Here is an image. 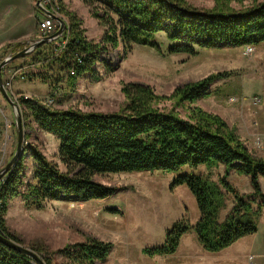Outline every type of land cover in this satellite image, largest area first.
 Returning a JSON list of instances; mask_svg holds the SVG:
<instances>
[{"label": "trees", "instance_id": "trees-1", "mask_svg": "<svg viewBox=\"0 0 264 264\" xmlns=\"http://www.w3.org/2000/svg\"><path fill=\"white\" fill-rule=\"evenodd\" d=\"M215 1L218 7L204 10L184 0H82L89 7L90 15L106 26L99 42L88 40L76 15L62 8L68 18L71 37L58 53L53 52L52 41L39 45L28 59L37 64V70L30 72L27 80L47 82L52 89L63 76L71 84L87 73L98 79L93 68L97 62H103L107 71L115 69L101 58L106 50L120 43L125 48L133 44L157 48L153 38L159 32L170 42L168 53L190 55L196 53L195 47H236L264 41V0H251L250 5L240 10H235L230 2L244 0ZM72 69L74 75L69 73ZM230 74V71H218L182 83L169 95L157 94L147 84L127 82L121 87L124 104L112 113L51 109L37 99L21 96V106L38 127L59 139L58 156L64 170L36 146L25 145L23 152L29 150L34 160V182L28 183L26 190L21 192L22 153L0 182V232L21 242L5 223L7 205L18 195L27 207L35 208H42L47 200L101 199L113 194L115 188L95 180L96 173L169 169L184 164L212 167L221 163L224 174L218 181L201 174L176 176L173 183L185 184L194 196L199 218L194 224L183 220L173 223L162 245L144 247L142 252L147 256L171 255L188 230H193L200 246L211 253L255 233L257 218L264 208L260 184V177L264 178V155L250 151L235 127L220 115L197 105H183L209 96L208 87ZM161 100L183 105L185 115L181 116L174 107L159 108ZM231 170L249 177V197L227 181ZM227 194L232 196L233 204L220 219ZM112 246L109 241L87 237L85 241L67 243L54 250L37 243L30 248L42 255L45 264H53L54 255L62 256L71 264H93L103 261ZM0 264L35 263L27 255L0 242Z\"/></svg>", "mask_w": 264, "mask_h": 264}, {"label": "rangeland", "instance_id": "rangeland-1", "mask_svg": "<svg viewBox=\"0 0 264 264\" xmlns=\"http://www.w3.org/2000/svg\"><path fill=\"white\" fill-rule=\"evenodd\" d=\"M184 1L204 10L219 5L215 0ZM251 2L232 1L230 6L240 10ZM57 3V13L65 22L63 32L68 39L71 37L69 22L62 8L76 15L88 40H101L106 26L90 15L89 7L82 0H60V3L57 0ZM33 11L32 0H0V42L18 34L13 33L18 25L15 21L17 15L21 16L20 30L23 33L33 30L34 22H37ZM39 16L40 14L36 17ZM153 39L158 44L157 48L144 44H133L130 48H125L120 43L116 48L106 50L101 58L115 69L107 71L103 62H97L93 68L99 75L98 79H93L92 74L87 73L71 84L63 76L57 87L51 89L47 82L16 77L12 81V87L17 94L27 93L40 102L53 97V103L49 106L51 109L75 108L112 113L124 104L125 97L121 92L124 83L140 82L151 86L157 94L169 95L182 83L199 80L218 71H230L228 77L219 79L208 87L211 92L209 96L183 105H197L220 115L235 127L250 151L256 155H264V41L249 45L253 48L250 54H244L245 45L195 47L196 53L190 55L168 53L167 45L170 42L163 32L157 33ZM2 53L0 51L2 59L8 55ZM19 59L9 63L6 68L15 66ZM17 94L15 95L19 98ZM256 96L260 97L259 102L255 100ZM183 105L161 100L157 106L163 109L174 107L175 111L184 116ZM21 107L25 127L22 153L25 145H34L64 170L58 156L57 136L40 129L28 111ZM15 147L12 109L0 95V169L12 157ZM23 165L21 192L26 190L28 183L34 182V160L29 150L24 153ZM182 174L207 175L218 181L224 174V165L219 163L217 166L206 167L204 164H184L169 169L96 173L94 179L114 187L113 194L87 201L47 200L42 208L27 207L22 196L18 195L7 205L5 223L19 237L20 243L29 248L31 244L37 243L54 250L67 243L85 241L87 237L111 242L113 246L108 256L93 264H264V208L257 218L255 233L240 237L219 252L205 251L198 243L195 232L188 230L182 235L173 254H143L142 248L163 244L166 232L173 223L183 220L194 224L199 218L195 198L187 186L173 183L176 176ZM226 179L240 193L249 197L251 186L247 175L231 170ZM260 184L264 193L263 177H260ZM256 203L253 204L254 207ZM232 204L233 198L227 194L220 219L225 217ZM38 255L42 258L41 254ZM52 263L71 264L60 255H54Z\"/></svg>", "mask_w": 264, "mask_h": 264}, {"label": "water", "instance_id": "water-1", "mask_svg": "<svg viewBox=\"0 0 264 264\" xmlns=\"http://www.w3.org/2000/svg\"><path fill=\"white\" fill-rule=\"evenodd\" d=\"M39 2H40V0H36L35 6L44 15H46L50 18H53L55 21H57L59 24L58 28L56 29V31H54L52 34H49L48 36H45L42 38L41 37L36 38V40L34 41V43L30 47L23 48L22 50H20L16 53H13L9 56L4 57L0 61V94L5 99V101L10 105V107L12 109L13 122H14L15 130H16L15 151H14L12 157L6 163V165L0 169V179L8 170L11 169L12 166H14L16 161L21 157L22 142L24 140V130H23L24 125L22 122V115H21V112H20V109L18 107L17 102L14 100L10 91L6 88V86L4 84V81H3L2 75H1L2 69L4 67H6L9 63H11L12 61H14L20 57L29 55L40 44H43V43L52 41L55 38H58L63 33V30L65 29L64 20L62 18H60L59 16L54 15L50 10L40 7ZM0 242L5 244L6 246H8L10 248H13L14 250H16L17 252H19L21 254L27 255L28 257L31 258V260L35 264H45V262L42 260V258L38 255L37 252H35L34 250H32L31 248H29L27 246L22 245L21 243L9 238L7 235L3 234L2 232H0Z\"/></svg>", "mask_w": 264, "mask_h": 264}, {"label": "crops", "instance_id": "crops-1", "mask_svg": "<svg viewBox=\"0 0 264 264\" xmlns=\"http://www.w3.org/2000/svg\"><path fill=\"white\" fill-rule=\"evenodd\" d=\"M32 1H33V5H34V11H33L34 19L37 20V22L36 21L34 22V25H35L34 29L23 33L22 30H20V28H22V26L20 24L21 16L20 15L19 16L17 15L16 18H15V21H16V23H18V25L15 26V30L13 31V33H18V34L13 35L12 37H10L8 39H4L3 41L0 42V51H1V53L3 52L2 54H6V55L8 54L7 56H9V55H11L13 53H16V52L22 50L23 48H26V45L29 42H32L33 41V43H34V41L36 40V38H39V37L42 38V37L48 36V35L43 34V32L40 30V28L38 26V22L42 18H44L45 15L41 11H39L38 8L35 6L36 0H32ZM1 2H3V0H1ZM38 14H40L39 18L36 17ZM57 27H58V23H57ZM49 42H51V41H49ZM46 43H48V42H46ZM34 50L29 55H26L27 57H25V56L20 57L19 63H17L15 66L10 67V68L4 67V69H2V72H1L2 79H3L4 82L5 81L6 82H9V85H7L6 88L10 91L11 94H14L15 95V94L18 93V92H16L13 89V87H12V81L16 77H19L20 79H22L19 75H14L11 78L12 72L16 68L26 65V63H30V60H28V59H29V56L34 52ZM22 80H25V79H22ZM25 94L28 95L27 93H25ZM17 95H22V93H19ZM28 96L30 98H33V96H30V95H28ZM19 109H20V107H19ZM6 124H8V120L6 121ZM23 129H25V127H23ZM15 133H16V130H15ZM8 149H9V146H8Z\"/></svg>", "mask_w": 264, "mask_h": 264}, {"label": "built area", "instance_id": "built-area-1", "mask_svg": "<svg viewBox=\"0 0 264 264\" xmlns=\"http://www.w3.org/2000/svg\"><path fill=\"white\" fill-rule=\"evenodd\" d=\"M39 6L42 8H46L48 10H50L54 15L58 16V3L57 0H40L39 2ZM57 21H55L53 18H50L48 16L45 15L44 18H42L39 22H38V26L40 28V30L43 32V34L45 35H49L52 34L54 31H56L57 27ZM59 25V24H58ZM69 39L66 35H64V32L58 37L52 40L53 42V52L54 53H58L60 52L62 49L65 48V46L67 45ZM32 42H29L26 47H30ZM253 48L249 45H246L244 47V54H250L252 52ZM78 58V57H77ZM4 69V68H3ZM37 70V64L34 63H26V65L21 66L16 68L12 74H11V78L14 75H19L22 79H26L27 75L30 72H35ZM71 75L74 74V70H70L69 72ZM5 86L9 85V82H4ZM14 98V100L17 102L18 106L20 107V109L22 108L19 104V98L21 96H23V98H30L28 95L26 94H22L19 95V98L16 97V95L11 94ZM258 102L260 101V97L256 96V99ZM42 104L46 105V106H50V104L53 103V97H48L45 100L41 101ZM8 125V124H7Z\"/></svg>", "mask_w": 264, "mask_h": 264}]
</instances>
